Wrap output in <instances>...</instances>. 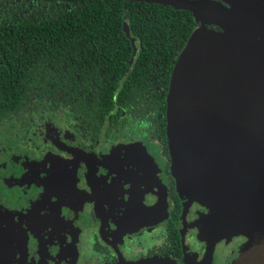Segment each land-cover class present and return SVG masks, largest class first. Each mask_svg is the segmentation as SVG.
<instances>
[{"label": "flooded vegetation", "instance_id": "af4514ba", "mask_svg": "<svg viewBox=\"0 0 264 264\" xmlns=\"http://www.w3.org/2000/svg\"><path fill=\"white\" fill-rule=\"evenodd\" d=\"M94 137L59 118L0 120V264H232L240 256L246 237L200 236L209 210L195 201L185 211L160 139L128 130ZM136 144L155 165L131 162L146 163L132 154Z\"/></svg>", "mask_w": 264, "mask_h": 264}, {"label": "trees", "instance_id": "16d2710c", "mask_svg": "<svg viewBox=\"0 0 264 264\" xmlns=\"http://www.w3.org/2000/svg\"><path fill=\"white\" fill-rule=\"evenodd\" d=\"M199 28L188 11L146 2L0 0V120L59 118L94 140L145 131L170 158L171 77Z\"/></svg>", "mask_w": 264, "mask_h": 264}, {"label": "water", "instance_id": "95a60500", "mask_svg": "<svg viewBox=\"0 0 264 264\" xmlns=\"http://www.w3.org/2000/svg\"><path fill=\"white\" fill-rule=\"evenodd\" d=\"M129 1L188 11L200 24L170 82L173 175L185 211L195 201L209 210L202 238L244 236L232 264H264V0Z\"/></svg>", "mask_w": 264, "mask_h": 264}, {"label": "rangeland", "instance_id": "374dc122", "mask_svg": "<svg viewBox=\"0 0 264 264\" xmlns=\"http://www.w3.org/2000/svg\"><path fill=\"white\" fill-rule=\"evenodd\" d=\"M145 146V145H144ZM148 150H150L147 146H145ZM144 147V148H145ZM132 149H136V150H132V154L133 155H138L137 157L141 160V159H144L146 161V163L143 165L141 161L135 159L134 161L129 159V161L131 160V162L135 163V164H138L140 166H146L147 167V161L149 164H152L155 165L156 161L154 159H156V156L155 158L151 155L150 158L147 156L148 154H151V153H146L145 151L143 150H138V149H143L141 148L138 144L134 145V148ZM131 151V150H130ZM151 151V150H150ZM127 155H129V153H127ZM154 155V154H153ZM115 156V155H114ZM149 158V159H148ZM154 160V161H153ZM128 163V162H127ZM150 175V174H148ZM140 182H144V179L141 178L140 179ZM158 184L157 180L154 178L152 180V185L153 186H156ZM150 194L149 191H147V189L145 188V191H142V189L139 190V199H144L146 198L148 195ZM157 196H158V201H157V207L158 209L162 212L165 205L163 202H165V197L163 195V192H162V186L159 185V190L157 191Z\"/></svg>", "mask_w": 264, "mask_h": 264}]
</instances>
